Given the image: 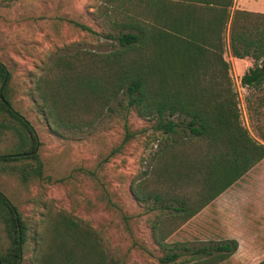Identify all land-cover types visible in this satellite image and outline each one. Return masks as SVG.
<instances>
[{
  "label": "trees",
  "instance_id": "trees-1",
  "mask_svg": "<svg viewBox=\"0 0 264 264\" xmlns=\"http://www.w3.org/2000/svg\"><path fill=\"white\" fill-rule=\"evenodd\" d=\"M106 1L108 11L123 13L115 22L119 32L108 34L117 45L58 55L37 79V108L54 131L92 127L114 102L123 107L125 101L126 111L147 120L134 129L126 118L120 146L144 134L147 142L156 143L145 177L131 190L136 200L151 205L150 238L160 251L159 262H177V254L170 255L176 246L166 239L264 158V125L255 128V137L242 122L224 58L228 33L231 54L253 60L241 85L262 88L264 14L231 10L233 0ZM12 92L11 72L0 61V140L8 134L14 139L0 154V172L27 184L44 178L41 142L14 107ZM262 105L264 97L254 107L249 102L250 118L264 115ZM0 223L6 237L0 264H22L28 238L37 251L33 264H110L91 228L65 212L33 228L1 190ZM237 247L236 240H226L197 250L215 253L216 261ZM256 264H264V258Z\"/></svg>",
  "mask_w": 264,
  "mask_h": 264
},
{
  "label": "rangeland",
  "instance_id": "rangeland-1",
  "mask_svg": "<svg viewBox=\"0 0 264 264\" xmlns=\"http://www.w3.org/2000/svg\"><path fill=\"white\" fill-rule=\"evenodd\" d=\"M252 1H241V5L254 8L259 0ZM108 5L105 0H0V61L11 72L14 107L37 132L41 142L38 152L44 164V178L27 184L15 175L0 172V190L33 228L43 227L58 212L91 228L110 264H161L160 251L150 238L151 205L136 200L131 190L145 177L156 143L147 142L144 134L120 146L126 118L134 129L147 125V120L133 110L126 111L125 101L123 107L114 102L92 127L54 131L37 108V79L58 55L83 48L105 51L117 45L112 36L121 29L115 22L123 13L108 11ZM236 71L241 72L242 65L236 64V69L230 65L229 70L241 119L256 137L255 128L264 125V115L250 118L248 105L250 102L254 107L258 98L264 97V85L259 90L242 86V75ZM13 141L12 135L3 136L0 154L10 149ZM118 146L120 151L105 160ZM234 188L232 198L223 204L225 213L243 231L237 260L255 264L264 258V159ZM0 244H6L1 223ZM201 245L213 244L195 246ZM33 247L32 238H28L22 264L35 261L37 251Z\"/></svg>",
  "mask_w": 264,
  "mask_h": 264
},
{
  "label": "crops",
  "instance_id": "crops-1",
  "mask_svg": "<svg viewBox=\"0 0 264 264\" xmlns=\"http://www.w3.org/2000/svg\"><path fill=\"white\" fill-rule=\"evenodd\" d=\"M241 1L244 0H233L231 10L243 9L264 14V0H259V2L254 5V8L242 6ZM246 1L248 2L250 0ZM252 3L254 4V0ZM224 49V58L229 61L233 69H236V64L242 65V71L239 73L236 71L240 76L245 72V70L253 65V60L251 58H238L231 54L228 46V33L225 34ZM244 175L242 177H244ZM240 179L205 205L199 212L189 218L166 239V242L174 244L176 247L178 246V248L174 247L173 251L170 252V255H173L174 253L177 254V262L172 261L170 263L163 264H241L237 260V249L227 257L213 261L212 256L215 253L205 254L202 251L197 250L198 248H202L204 245L195 246L196 244H200L202 242L214 244L226 240H236L237 243H241L243 241L244 236L243 233H241L243 231L235 222H232L231 218L227 215V213H225L223 204L224 201H229L232 198L231 193H233L235 184Z\"/></svg>",
  "mask_w": 264,
  "mask_h": 264
}]
</instances>
